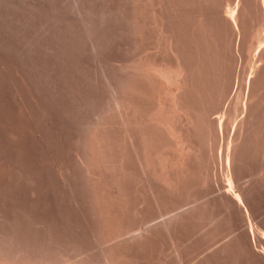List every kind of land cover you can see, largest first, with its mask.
Masks as SVG:
<instances>
[{
  "label": "bare ground",
  "instance_id": "1",
  "mask_svg": "<svg viewBox=\"0 0 264 264\" xmlns=\"http://www.w3.org/2000/svg\"><path fill=\"white\" fill-rule=\"evenodd\" d=\"M39 1L61 69L6 67L0 264H264V0Z\"/></svg>",
  "mask_w": 264,
  "mask_h": 264
},
{
  "label": "rangeland",
  "instance_id": "2",
  "mask_svg": "<svg viewBox=\"0 0 264 264\" xmlns=\"http://www.w3.org/2000/svg\"><path fill=\"white\" fill-rule=\"evenodd\" d=\"M22 1V2H21ZM34 1V2H33ZM66 2V0H60L59 2L60 3H62V2ZM27 2V3H26ZM30 2V3H29ZM37 4H36V3ZM40 1L39 0H24V2H23V0H8V1H4V0H1L0 1V95L2 96L3 95V93H5L4 91H3V89H2V87L4 88V90L5 91H7L6 92V94L8 93V92H10L9 90L10 89H5V88H8L9 87V85L11 86V84L10 83H8L10 80H12V82H16L17 81V76L16 75H13L14 74V72L15 71H17V70H22V68H24L25 66V68H24V70L25 71H21V72H23V74H25L24 72H28V73H31V75L30 74H28V73H26V76L27 75H29V76H27L28 78H30V76H32L34 73H33V71H36V67H35V65H33V63L35 64H37L38 62H39V60L41 59V51H35V54H34V52L31 54V53H28L27 55H29V54H31V55H29L30 56V59H29V57L26 55V53H24V50H23V42H24V40L23 39H25L26 38V36H32L33 35V33L35 34V30L36 29H34V28H37V26L39 25V18H41L42 20H43V18L45 17V14H43L41 11L42 10H40V8H41V2L39 3ZM59 2H58V4L57 5H60L59 4ZM21 3H22V5H21ZM25 4H26V6L28 7H26L25 6ZM38 4H40V5H38ZM64 5H65V3H63ZM63 4H61L59 7L61 8V10H62V12L64 11V12H66V9L65 8H63ZM66 4H67V2H66ZM31 5V6H30ZM36 5V6H35ZM39 6H40V8H39ZM62 6V7H61ZM66 6V5H65ZM100 7H101V4L99 5ZM99 7V8H100ZM102 7H103V5H102ZM35 8V9H34ZM38 8V9H37ZM63 8V9H62ZM32 9H33V11H32ZM35 10H39L38 11V13H37V11H35ZM39 12H41L42 13V15H44V16H38V14H40ZM61 11H60V9H59V13L61 14L62 13ZM64 12L61 14V15H63L64 14ZM35 13H37V15H35ZM66 14V13H65ZM36 16V17H35ZM38 17V18H37ZM36 18V19H35ZM41 20V21H42ZM35 21V22H34ZM32 22V23H31ZM24 23V24H23ZM30 23V24H29ZM26 24V25H25ZM28 24V25H27ZM23 25H24V27H23ZM30 25V26H29ZM32 25V26H31ZM36 26V27H34V26ZM26 26H28V28L30 27H34L33 29H30V31L28 30V28H26ZM21 27V28H20ZM20 29V30H19ZM27 31H25V30ZM24 32H22V31ZM33 32V33H32ZM32 34V35H31ZM24 37V38H23ZM12 39V40H11ZM14 39V40H13ZM20 39V40H19ZM20 41V42H19ZM8 42H10L9 44H8ZM13 42V43H12ZM18 42V43H17ZM14 44V45H13ZM17 44V45H16ZM20 44V45H19ZM13 48H12V47ZM9 48L10 49H12L13 51L11 52V50H9ZM18 48V49H17ZM114 48V50L112 49V51H111V49H110V51H111V53L109 52V54H111V58H112V55H113V58L112 59H118V58H120V59H122L123 57H125L122 53L120 54V52H122V51H119V49H118V47L116 46V47H113ZM118 50H117V49ZM11 52V54H10V52ZM118 52H117V51ZM17 51V52H16ZM19 51V52H18ZM14 52H15V55L13 56V54H14ZM22 52V53H21ZM38 52H39V54H38ZM8 53V54H7ZM20 53V54H19ZM45 53V52H44ZM10 54V55H9ZM17 54H19V55H17ZM34 54V55H33ZM37 54H38V56H40L39 57V59H36L35 61H38V62H33L34 61V59H35V57L37 56ZM117 54V55H116ZM44 56L42 57V59L45 57V56H49V57H45L42 61H40V64L42 63V65H44V66H46V65H48L49 64V62H45V59L46 60H48L47 58H49L51 61H52V66H50V69H51V67L53 68H60L61 66V64H57V65H59V66H57L56 67V63H54V60L55 59H57V58H53V57H51V56H53V55H51V54H43ZM121 55V56H120ZM9 56V57H8ZM15 56H17V57H15ZM27 56V57H26ZM31 56H34V58L33 57H31ZM56 57H59L58 55H55ZM54 56V57H55ZM8 57V58H7ZM13 57V58H12ZM52 59H51V58ZM2 58V59H1ZM12 58V59H11ZM16 58V59H15ZM22 58H24L23 60H22ZM25 58H28V59H25ZM87 58H89L90 59V57H86V59ZM54 59V60H53ZM89 59H87V60H85V61H89ZM119 59V60H120ZM3 60V61H2ZM5 60V61H4ZM7 60V61H6ZM14 61V60H16V61H14L15 63H14V68L16 69H14V70H12L11 69V71H14V72H10V70H7V68H9V64L11 63V61ZM20 61V64H18L19 63V61ZM50 60H48V61H50ZM61 61V58H59L58 60H56V61H58V63ZM91 60V59H90ZM30 61V62H29ZM55 61V62H56ZM16 62H18V63H16ZM25 62H27V64L25 63ZM44 62L46 63V65L44 64ZM22 63V64H21ZM23 63H25V65L23 64ZM51 63V62H50ZM91 63V62H90ZM3 66H2V65ZM18 65V66H17ZM24 65V66H23ZM31 65H33V66H31ZM38 65V64H37ZM36 65V66H37ZM55 65V66H54ZM19 67V66H21V67H19V68H17V67ZM27 66H29V67H27ZM49 66H48V68H49ZM90 66H92L91 64H90ZM7 67V68H6ZM30 67H31V69H30ZM32 67L33 68H35L34 70L32 69ZM6 68V69H5ZM21 68V69H20ZM29 68V70H27ZM45 68V67H44ZM3 69V70H2ZM48 69L49 71H50V73L51 74H53L54 76H56L58 73H60V69L58 70L59 72L58 73H56L57 72V70L56 69H53V70H55L54 72H55V74H54V72H52L53 70L51 69ZM30 70H31V72H30ZM6 71H8L9 73H10V75L9 74H6L7 72ZM6 72V73H5ZM3 73V74H2ZM11 73H12V75H11ZM4 74L6 75V77L4 76ZM15 74H16V72H15ZM50 74V76H52ZM9 75V77L10 76H12V78L14 77V79H11V78H9V77H7ZM58 75H60V74H58ZM57 75V76H58ZM54 76L52 77V78H54ZM2 77V78H1ZM16 77V78H15ZM3 78H5V79H3ZM33 77H31V79H32ZM57 78V77H56ZM56 78H54V80L56 81ZM2 79L4 80L3 82H1L2 81ZM8 79H10V80H8ZM6 80H8L7 82H6ZM16 80V81H15ZM18 83V85H16V83H12V85L13 84H15L16 86H18V88L21 86V84H20V82H19V80L17 81ZM5 83H6V85H5ZM61 83V81L59 82V84ZM2 84V85H1ZM9 84V85H8ZM14 85V86H15ZM6 86V87H5ZM24 86V85H23ZM47 87V86H46ZM10 88V87H9ZM21 88V87H20ZM43 88L44 87H42V89L40 88V90H43ZM15 89H17V88H15ZM1 90H2V92L3 93H1ZM39 90V91H40ZM47 90H49V88L47 89ZM44 91H46V89L44 88ZM43 91V93L42 94H44L45 92ZM51 91V89L49 90V91H46V93L47 92H49L48 94H46L45 96L44 95H42V96H40V97H44V98H41L42 99V101L43 100H46V101H43V103H44V105H47L46 107H49L50 106V111L53 113V115L55 114H57L58 116H55V117H59V115L61 116L62 115V113H63V111H59V110H57V108H64L65 107V104L67 103V101H66V103L64 102L65 101V99L66 100H68L67 98H57L58 96L56 95V96H54V93L55 92H50ZM42 92V91H41ZM41 92H39V93H41ZM52 93H53V95H52ZM5 95V94H4ZM40 95V94H39ZM49 95H51L50 97L51 98H49ZM61 95V94H60ZM0 96V100L2 99V97ZM48 96V97H47ZM66 97L65 96V94L64 95H62V97ZM53 97V98H52ZM56 97V98H55ZM60 97V96H59ZM48 100H47V99ZM50 99V100H49ZM56 99V100H55ZM58 99L60 100V99H62L61 101L62 102H60L59 101V103L57 102V103H54V102H56V101H58ZM51 100H54V102L53 101H51ZM48 101H49V103H48ZM1 102V101H0ZM47 102V104H45ZM51 102H53V105L51 104ZM65 104H64V103ZM61 103H63V105H61V106H64V107H61L59 104H61ZM50 104V105H49ZM58 105V106H57ZM51 106H53L54 108H53V110L54 109H56V111L54 110H52L51 109ZM63 110V109H62ZM57 112V113H56ZM59 118H61L62 119V117H59ZM66 119L65 120H68L67 119V117H65ZM264 209V208H263ZM261 215V216H260ZM259 216H257V217H253L252 219L254 220L253 221V223H255V224H257V223H261V221L263 220L264 221V210H262V212H261V214H260ZM256 220V221H255ZM259 221V222H258ZM257 222V223H256ZM218 245V244H217ZM203 255H204V253H203ZM200 256V255H199ZM201 256H202V254H201ZM200 256V257H201ZM198 257V256H197ZM196 256H195V260H194V262H196L198 259H196L197 258ZM199 257V258H200ZM193 259H191V261H189V262H187L186 264H189L190 262H193L192 261ZM193 262V263H194ZM192 263V264H193ZM191 264V263H190Z\"/></svg>",
  "mask_w": 264,
  "mask_h": 264
},
{
  "label": "snow or ice",
  "instance_id": "3",
  "mask_svg": "<svg viewBox=\"0 0 264 264\" xmlns=\"http://www.w3.org/2000/svg\"><path fill=\"white\" fill-rule=\"evenodd\" d=\"M237 199H239V197H237Z\"/></svg>",
  "mask_w": 264,
  "mask_h": 264
}]
</instances>
